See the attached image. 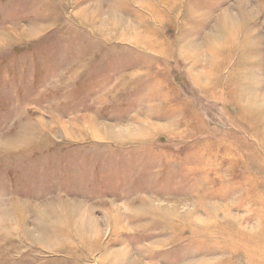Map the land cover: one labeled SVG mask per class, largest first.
Instances as JSON below:
<instances>
[{
  "label": "rangeland",
  "instance_id": "obj_1",
  "mask_svg": "<svg viewBox=\"0 0 264 264\" xmlns=\"http://www.w3.org/2000/svg\"><path fill=\"white\" fill-rule=\"evenodd\" d=\"M263 250L264 0H0V264Z\"/></svg>",
  "mask_w": 264,
  "mask_h": 264
},
{
  "label": "bare ground",
  "instance_id": "obj_2",
  "mask_svg": "<svg viewBox=\"0 0 264 264\" xmlns=\"http://www.w3.org/2000/svg\"><path fill=\"white\" fill-rule=\"evenodd\" d=\"M263 252H264V250H263ZM263 252H262V253H263Z\"/></svg>",
  "mask_w": 264,
  "mask_h": 264
}]
</instances>
